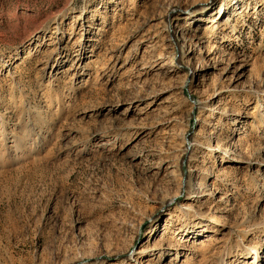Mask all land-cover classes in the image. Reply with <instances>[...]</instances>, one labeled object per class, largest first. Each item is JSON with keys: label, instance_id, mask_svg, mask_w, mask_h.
<instances>
[{"label": "rangeland", "instance_id": "1", "mask_svg": "<svg viewBox=\"0 0 264 264\" xmlns=\"http://www.w3.org/2000/svg\"><path fill=\"white\" fill-rule=\"evenodd\" d=\"M0 264H264V0H0Z\"/></svg>", "mask_w": 264, "mask_h": 264}, {"label": "bare ground", "instance_id": "2", "mask_svg": "<svg viewBox=\"0 0 264 264\" xmlns=\"http://www.w3.org/2000/svg\"><path fill=\"white\" fill-rule=\"evenodd\" d=\"M258 256H259V252H258V250L256 249V248H254V255H253V261H252V263H254L255 262V260L258 258Z\"/></svg>", "mask_w": 264, "mask_h": 264}]
</instances>
